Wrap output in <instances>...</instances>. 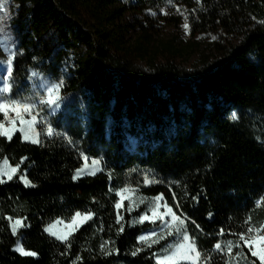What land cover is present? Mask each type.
<instances>
[{
	"label": "trees",
	"instance_id": "1",
	"mask_svg": "<svg viewBox=\"0 0 264 264\" xmlns=\"http://www.w3.org/2000/svg\"><path fill=\"white\" fill-rule=\"evenodd\" d=\"M9 13L0 99L46 101L44 82L62 86L58 105L41 104L39 142L0 136V164L19 167L0 183V264H157L168 240L141 242L155 224L118 207L125 186L184 217L199 264H228L215 245L264 224V0H11ZM183 21L218 37L195 69L162 38ZM86 157L104 167L76 178ZM81 212L90 218L67 240L45 230Z\"/></svg>",
	"mask_w": 264,
	"mask_h": 264
},
{
	"label": "rangeland",
	"instance_id": "2",
	"mask_svg": "<svg viewBox=\"0 0 264 264\" xmlns=\"http://www.w3.org/2000/svg\"><path fill=\"white\" fill-rule=\"evenodd\" d=\"M11 3V0H0V4L3 5L2 8H0V21L5 19L9 16V5ZM165 13L173 14V15H182L183 18L184 16V9L180 7H173L171 4L166 7ZM185 23L188 24V22L183 21L182 26L179 28H169L167 31L162 35L163 40H174L175 44L178 46H185V58L183 60V63L187 65L190 68H198L200 66L205 58L210 53L209 47L210 45L213 44V41L218 40V37L216 34H202V33H194L192 31V27L190 24H188V28L185 29L184 25ZM9 46V41L8 40H3L2 46ZM9 60V56L5 53V50L2 49V52H0V61L7 62ZM4 75V72L2 68H0V88L4 87V84L8 81H4L2 79ZM43 87L46 89L48 88V85L46 82L43 83ZM0 93H6V92H0ZM41 96L36 95V97L29 103L32 105L30 114H25L24 119L25 120H30L31 116L35 115L36 116V123L33 126L32 130L29 131L28 126L25 124L24 125V130L29 131V135L37 139L39 142L40 136H39V129H38V124L40 122L39 118V113H40V107L42 104ZM0 103H5L0 99ZM51 112L54 113L55 110L54 108L51 109ZM18 126H19V121H18ZM16 132V131H15ZM14 132V133H15ZM21 132V131H20ZM10 133V135L14 134ZM23 136V132H21ZM24 138V136H23ZM25 140V139H24ZM31 142V139L26 140ZM98 162V163H93V162ZM84 165L79 168V170L76 172V178H79L80 176L87 175V174H95L98 171H101L103 169V163H101V160L98 158H85L84 160ZM17 167V172L19 167L14 166L10 164V162L7 159H4L1 164H0V179L2 180H7V175L4 173L10 172L11 168ZM16 172V173H17ZM15 173V174H16ZM13 174V176L15 175ZM25 177V176H24ZM27 179V178H26ZM147 183L150 182V179H146ZM24 182V180H23ZM121 195V203L120 206L123 205V202H128L129 208L132 210L137 211V215L134 217V222L138 224H142L143 222H151V220H144L143 222L140 221V217L144 215L146 212L148 215L151 217L152 213L149 211L150 208L154 207V205L158 202L161 207L159 209L160 213L166 212V208L164 207L165 205L167 207H170L162 194L156 195V196H147L144 193L140 192V189L138 187L134 186H125V188H122L119 191ZM157 198H159V201H157ZM172 209V212L179 217V220H172L171 215L169 214L166 217L167 223L161 224L159 220H157L154 227H151L147 230H145L141 236L147 237L148 239L146 241H143L144 243H147L149 245H156L158 242L162 240H168L167 244L162 247L161 249L157 250V255L156 259L158 257L164 255V254H170V251L175 248L177 242L181 240L182 235L186 231L188 233L187 229V222L185 221L184 217L178 215L173 207H170ZM81 216L76 218V222L73 224V218L69 221L63 220V219H56L50 224H48L45 228V230L52 236L61 239L59 237H62L68 233L70 235L77 230L81 224L86 221L84 219V216L87 215V213H80ZM76 216V215H75ZM74 216V217H75ZM19 220L21 221V225L16 226V233L24 226V220L22 218H15L12 220V227L15 226V222ZM182 222V223H181ZM152 223V222H151ZM72 225L71 228L68 227L69 225ZM172 233L169 235V233ZM55 233V235L53 234ZM155 233V235H153ZM68 235V237L70 236ZM140 236V237H141ZM161 237H163L161 239ZM191 239V237H190ZM64 240V239H61ZM153 240L158 241L157 243H152ZM192 240V239H191ZM232 241L233 244L235 245L236 243H243L240 240H235V239H227L219 244L221 245V248L219 249L220 251H223L227 254L228 257V264H251V261L253 259L248 257V252L247 248H236L233 247L231 249V254H229V248L227 247V242ZM142 242V241H141ZM18 247H23L21 241L18 242L16 245V250ZM216 249V248H215ZM197 250V247H196ZM218 251V249H216ZM26 251V250H25ZM198 251V250H197ZM239 252L240 254L237 255L236 253ZM245 255L247 256V259H245ZM183 262H190L193 263L192 261H183ZM199 264V261L197 262Z\"/></svg>",
	"mask_w": 264,
	"mask_h": 264
},
{
	"label": "snow or ice",
	"instance_id": "3",
	"mask_svg": "<svg viewBox=\"0 0 264 264\" xmlns=\"http://www.w3.org/2000/svg\"><path fill=\"white\" fill-rule=\"evenodd\" d=\"M3 5L0 4V8H2ZM185 29L188 28V24L185 23L184 25ZM15 53L11 52L9 50V56L10 59L7 62L0 61V68H2L4 75L2 79L4 81H8L13 73V67H12V59L11 57H14ZM33 75H36L33 73ZM62 86V82L60 84H55L47 88V94L48 98L46 101H42V103H47L49 106L52 105H58V101L61 99L58 95L55 93L58 92L59 88ZM11 88V85L9 83H5L3 88H0V92H8ZM32 105L30 104H20L15 100H12L10 102L0 103V116H3V120H0V136H4L7 138H11L10 133H14L15 131H21L23 132V136L25 140L31 139V142L37 143L38 140L32 138L29 135V131L32 130L33 126L36 123V116H31L30 120H25L24 115L30 114ZM232 119H237V116L235 113L232 114ZM19 121V126H18ZM28 126L29 131L24 130V125ZM48 135L53 134V130L51 127L47 129ZM98 163V162H93ZM17 172V167L11 168L10 172L4 173L7 175L8 180H11L13 178V174ZM21 179L24 180L25 184H28V180L26 177L21 176ZM5 181L0 180V183H3ZM147 182V181H146ZM157 201H159V198H157ZM120 205H118L119 207ZM161 205L157 202L154 207L150 208L149 211L152 213V216L150 217L148 213L146 212L144 215L140 217V221L143 222L144 220H151L152 223H156L157 220L160 221L161 224L167 223L166 217L170 214L172 220H179V217L176 216L170 207L164 206L166 208V212L160 213ZM81 214L77 213L75 217H73V224L76 222V218L80 217ZM90 218V214H87L84 216V219L87 220ZM182 223V222H181ZM21 225V221L17 220L15 222V226H13V232L16 231V226ZM71 224L68 226L71 228ZM121 230H123L121 228ZM55 235V233H53ZM172 233L170 232L169 235ZM68 235L70 233L59 237L61 239L67 240ZM155 235V233H153ZM163 237H161L162 239ZM141 241H146L148 238L141 236L139 238ZM239 239L243 243H236L233 244L232 241L227 242V247L229 248V254H231V249L233 247L236 248H247L248 252H250L251 257H255L259 260V264H264V224H261L257 228L249 227L246 229V232H242L239 234ZM158 241L153 240L152 243H157ZM216 249H220L221 245L218 243L215 245ZM17 251L20 252L24 256H35V252L31 251H25L24 248L18 247ZM139 251V249H137ZM237 255L240 253L237 252ZM132 255H136V252H133ZM201 258V253L196 250V245L194 241H192L185 231L184 234L181 237V240L177 242L174 249L170 251V254H164L157 259V264H181L183 261H192L193 264H197V262ZM245 259H247V256L245 255ZM251 264H256L255 260L251 261Z\"/></svg>",
	"mask_w": 264,
	"mask_h": 264
},
{
	"label": "crops",
	"instance_id": "4",
	"mask_svg": "<svg viewBox=\"0 0 264 264\" xmlns=\"http://www.w3.org/2000/svg\"><path fill=\"white\" fill-rule=\"evenodd\" d=\"M16 132H17V131H16ZM14 134H15V133H14ZM12 135H13V134H12ZM12 135H11V136H12ZM26 251H27V250H26Z\"/></svg>",
	"mask_w": 264,
	"mask_h": 264
}]
</instances>
